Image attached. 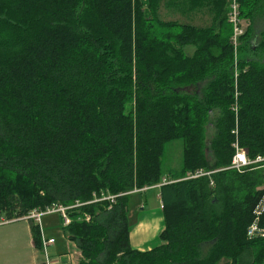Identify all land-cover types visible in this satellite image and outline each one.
Listing matches in <instances>:
<instances>
[{
	"label": "trees",
	"instance_id": "16d2710c",
	"mask_svg": "<svg viewBox=\"0 0 264 264\" xmlns=\"http://www.w3.org/2000/svg\"><path fill=\"white\" fill-rule=\"evenodd\" d=\"M232 1L0 0V218L68 207L76 264H264V167L224 169L235 143L264 156V0H235L238 62ZM163 3L212 21L163 19ZM154 186L161 243L134 248L132 195Z\"/></svg>",
	"mask_w": 264,
	"mask_h": 264
},
{
	"label": "rangeland",
	"instance_id": "374dc122",
	"mask_svg": "<svg viewBox=\"0 0 264 264\" xmlns=\"http://www.w3.org/2000/svg\"><path fill=\"white\" fill-rule=\"evenodd\" d=\"M160 17L163 19H175L180 20L183 22L194 23L198 25H207L212 21V14L209 13L207 10H202L200 12H186L182 13L180 10L173 8V7H166L163 3L160 8ZM258 19V18H257ZM264 19L253 20L252 28L254 32V36L251 38L254 42H258L259 33H257V29H259L260 25L262 24ZM249 25V21L243 20L240 23V27L242 29L246 28ZM240 33H238L239 35ZM253 34V33H251ZM256 34V35H255ZM234 35H235V28H234ZM237 35V36H238ZM238 43V39L236 40V45ZM186 50L192 51L193 46H187ZM250 54L248 52L241 51V49L237 48L233 52V56L235 61L238 62L242 58H246ZM214 123V120L212 121ZM213 126V125H210ZM216 129L213 127L210 128L208 131V136L211 138L215 133ZM182 148L183 142L182 140H174L169 142L166 145L164 154H163V166L166 171L170 169H178L182 163ZM131 201V209H130V233L132 237V241L135 243L140 242L141 245H135V248L138 249H149L155 247L161 243V240L158 237L159 230L164 225L163 220V211L161 207V199L159 197V187L154 186L151 188H146L143 191L135 193L132 195ZM55 214L54 227H49L47 229H56V235L61 236L63 229L62 223H65V213L60 208L56 207L51 211L45 214ZM42 215L41 217V226L44 229L46 222L44 217L46 215ZM68 215V214H67ZM59 216V218H57ZM69 217V215H68ZM5 221L3 218H0V222ZM66 224V223H65ZM134 247V246H133ZM140 247V248H139ZM79 252V257L81 256V252ZM58 256H64L60 264H73L74 258L72 255H65L60 254Z\"/></svg>",
	"mask_w": 264,
	"mask_h": 264
},
{
	"label": "crops",
	"instance_id": "0c3cea01",
	"mask_svg": "<svg viewBox=\"0 0 264 264\" xmlns=\"http://www.w3.org/2000/svg\"><path fill=\"white\" fill-rule=\"evenodd\" d=\"M45 215L44 220L46 225L44 229L41 226L42 233L46 238H55V241L47 245L46 249H44L43 245L39 247L35 244L32 222L30 219L18 217L0 222V264H41L47 257H51L55 260L60 254L72 255L74 264L78 261L79 252L75 243L68 239L64 232H62L61 236H58L55 234L57 231L56 229H47L49 227H54L56 224L53 222L55 214ZM57 218H59V216ZM163 227L159 230V233ZM130 241L134 248L136 247L135 245H141L140 242L134 245L131 233Z\"/></svg>",
	"mask_w": 264,
	"mask_h": 264
},
{
	"label": "built area",
	"instance_id": "2783aa9c",
	"mask_svg": "<svg viewBox=\"0 0 264 264\" xmlns=\"http://www.w3.org/2000/svg\"><path fill=\"white\" fill-rule=\"evenodd\" d=\"M231 8H232V10L230 13V21L234 24V28H235L234 43L236 44L237 35H238V33H242L243 30L239 24L238 3L235 0L232 1ZM254 163H256V164L262 163L261 166L264 167V156H258L255 159H250L247 156L245 150L243 148H241L237 143H235V153L233 155L231 165L225 167L224 169L235 168L239 171H244L247 167L253 165ZM211 173H212V171H204L202 169H198L194 173H191L190 175H188V177H190V178L191 177H198V176H202V175H209ZM171 181H174V180H171ZM163 182H169V180L164 178ZM263 189H264V182H263ZM114 197H115L114 195H109V196H104L102 198L97 197L95 200L107 199V198H110L111 200H113ZM80 204L81 203H78L77 205H80ZM260 206L261 205H259L256 208L257 214L261 213L262 209L264 210L263 206H261V208H260ZM56 207L60 208L65 213L67 212L68 207L63 206V205H54L52 207L47 208L46 210H34L29 215H27L25 217L26 218H32L35 222H38L39 224H41L42 215H44L45 213L51 211L52 209H54ZM67 214H65V217H66L65 223L70 222V218L68 217ZM87 218H89V216H87ZM254 230H256V229L254 228ZM262 234H264V232ZM54 241H55V238H53V237L46 238L42 233V243H43L44 249H46V246L53 243ZM63 257L64 256H57V258L55 260H53L51 257H47L46 260L44 262H42L41 264H60V261Z\"/></svg>",
	"mask_w": 264,
	"mask_h": 264
},
{
	"label": "water",
	"instance_id": "95a60500",
	"mask_svg": "<svg viewBox=\"0 0 264 264\" xmlns=\"http://www.w3.org/2000/svg\"><path fill=\"white\" fill-rule=\"evenodd\" d=\"M254 232H255V233H259V234H261V233H263L264 231L256 229V230H254Z\"/></svg>",
	"mask_w": 264,
	"mask_h": 264
},
{
	"label": "bare ground",
	"instance_id": "6f19581e",
	"mask_svg": "<svg viewBox=\"0 0 264 264\" xmlns=\"http://www.w3.org/2000/svg\"><path fill=\"white\" fill-rule=\"evenodd\" d=\"M75 215V214H74Z\"/></svg>",
	"mask_w": 264,
	"mask_h": 264
}]
</instances>
